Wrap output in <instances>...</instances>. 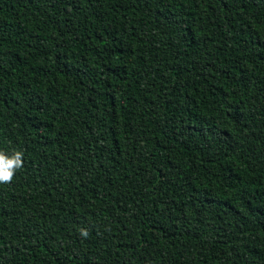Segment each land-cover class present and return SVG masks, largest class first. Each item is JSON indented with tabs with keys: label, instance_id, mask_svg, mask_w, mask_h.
<instances>
[{
	"label": "trees",
	"instance_id": "1",
	"mask_svg": "<svg viewBox=\"0 0 264 264\" xmlns=\"http://www.w3.org/2000/svg\"><path fill=\"white\" fill-rule=\"evenodd\" d=\"M13 149L0 264H264V0H0Z\"/></svg>",
	"mask_w": 264,
	"mask_h": 264
},
{
	"label": "clouds",
	"instance_id": "2",
	"mask_svg": "<svg viewBox=\"0 0 264 264\" xmlns=\"http://www.w3.org/2000/svg\"><path fill=\"white\" fill-rule=\"evenodd\" d=\"M23 151L13 149L11 153L0 150V184L11 183L16 172L23 167ZM83 237L88 236L85 229H80Z\"/></svg>",
	"mask_w": 264,
	"mask_h": 264
}]
</instances>
